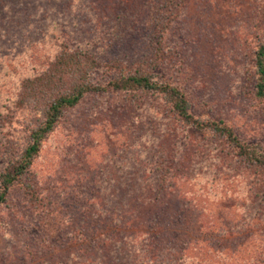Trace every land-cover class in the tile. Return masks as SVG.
<instances>
[{
  "label": "rangeland",
  "instance_id": "rangeland-1",
  "mask_svg": "<svg viewBox=\"0 0 264 264\" xmlns=\"http://www.w3.org/2000/svg\"><path fill=\"white\" fill-rule=\"evenodd\" d=\"M166 3L0 0V172L42 120V103L17 105L21 82L63 45L98 57L100 82L145 69L179 92L109 88L64 108L0 206V264H264V101L252 66L264 3ZM180 94L255 159L183 121Z\"/></svg>",
  "mask_w": 264,
  "mask_h": 264
},
{
  "label": "trees",
  "instance_id": "trees-1",
  "mask_svg": "<svg viewBox=\"0 0 264 264\" xmlns=\"http://www.w3.org/2000/svg\"><path fill=\"white\" fill-rule=\"evenodd\" d=\"M262 2L264 3V0ZM154 3L152 1L150 6L151 15L147 21L150 23L154 20L152 28L155 32L156 27L161 24L158 23L157 15L160 17L161 15L157 14L156 10L152 13ZM166 4L170 6L169 0ZM166 4L161 9L166 8ZM164 12L167 13L164 17L162 15L164 20L167 19L171 22L175 19V13H172L169 9H164ZM261 17L264 18V9H262ZM257 19H260L259 15ZM166 24H162L158 29L160 39H162V32L166 28ZM261 32L263 36L259 39L252 54V66L255 74L254 94L264 101V28ZM98 69V57H94L86 50L71 49L67 45H63L44 71L22 80L16 103L21 108L30 106L32 109H35V104L42 103V120L36 128L30 129L27 142L20 152L7 153L6 165L0 172V206L6 201L10 189L20 183L22 177L28 172L34 158L41 149L44 139L54 130L61 118L64 108L76 105L87 92L105 91L109 88L128 90L133 87L162 93H167L172 89L176 95L179 93L174 86L151 81L150 74L145 69L112 77V79L103 82L93 78ZM105 70L108 71V69ZM172 107L182 120L191 127L195 129L210 128L215 132H219L238 149L241 156L249 155L252 160L255 159V151H251L248 145L241 143L222 120L202 121L194 117L189 112L186 100L181 94L180 99H176L172 103ZM259 162L264 165V158ZM148 227L151 228V225H148ZM149 234L151 235V233ZM155 235L152 234L151 239L156 238Z\"/></svg>",
  "mask_w": 264,
  "mask_h": 264
}]
</instances>
